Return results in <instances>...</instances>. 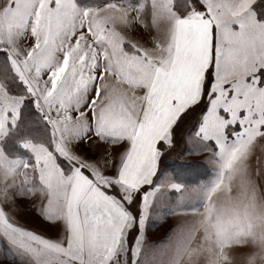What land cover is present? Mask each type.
I'll list each match as a JSON object with an SVG mask.
<instances>
[{"label":"rangeland","instance_id":"rangeland-1","mask_svg":"<svg viewBox=\"0 0 264 264\" xmlns=\"http://www.w3.org/2000/svg\"><path fill=\"white\" fill-rule=\"evenodd\" d=\"M173 2L160 0L162 7L155 15L148 10V21H170L175 16L170 8ZM204 2L209 10L215 7L210 11L220 21L235 19L242 13L241 4L246 5L245 0ZM143 3L135 6L112 0L86 6L75 0H27L24 11L14 13L13 0H0V73L3 70L7 75L9 67L16 78L13 84L0 78V231L7 229L13 240L10 245L0 237V264H132L133 252H139V264H264V132L259 128V116L245 129L241 140L229 141L219 151L196 149L182 154L187 129L180 132L175 148L165 149L154 178L156 186L146 202L152 207L150 215L146 210L142 250L140 243L133 247L135 228L129 232L121 225L125 240L119 228L84 221L83 213H76L75 202L69 207L63 199L62 185L67 181L61 178L56 164L64 159L78 163L103 183L105 176L113 175L121 166L124 177L135 181L136 173L145 166L141 160L149 158L146 147L131 154L109 147L108 155L100 160L81 140L92 113H103L126 126L125 134L133 141H137L134 128L139 136L143 134L135 126L142 116L143 93L122 101L119 96L126 97L127 93L113 84L108 90L106 83L116 80L113 67L106 68V62L120 52L125 57L130 52L135 56H117L116 65L132 68L134 77L143 78V82L149 75L155 79L153 70L160 53L147 42L151 29L137 18L136 8ZM261 65L264 47L249 46L234 61L226 79L242 81ZM25 101L31 103L27 116L45 120L49 132L24 125L21 107ZM153 123L156 132L166 130L163 120ZM22 125L24 134L17 135ZM40 132L45 141L34 137ZM95 139L91 137L89 144ZM135 153L139 162L136 170L131 166L129 171L128 163L122 162ZM173 161H202L212 169V176L199 185L185 186L167 170V162ZM64 168L70 170L67 164ZM38 173L52 186L46 211L39 203L44 199L42 193L18 194L22 180ZM54 207L65 210L54 214ZM71 221L77 228L72 229ZM71 230L75 231L74 239L67 237ZM86 237L90 243H85ZM33 238H46L47 246L43 245L39 259L31 258Z\"/></svg>","mask_w":264,"mask_h":264},{"label":"snow or ice","instance_id":"snow-or-ice-1","mask_svg":"<svg viewBox=\"0 0 264 264\" xmlns=\"http://www.w3.org/2000/svg\"><path fill=\"white\" fill-rule=\"evenodd\" d=\"M245 2L247 7L241 4L242 13L231 21H220L213 16L204 0H182L185 10L177 12L175 3H172L170 8L175 16L167 23L145 22V27L152 32L149 37L151 46L159 51L160 58L155 61L154 81L141 86L144 103L142 116L135 121V126L143 133V139L133 141L125 135L126 126L118 125L103 113H92L81 140L86 150L100 160L108 155L109 147L129 154L143 152L146 147L149 160L136 173L135 181L129 182L124 177L121 166L113 175L105 176L103 183L76 162L66 159L58 162L56 167L61 178L67 181L62 185L63 199L69 207L75 202L76 213L79 216L82 212L84 221L113 230L119 228L125 240L127 237L123 235L121 225L129 232L135 228V247L146 239V210L150 215L152 207L146 202L156 186L154 178L160 171V160L166 154L165 149L171 151L176 147L182 130L187 129L182 154L196 149L219 151L229 141L241 140L246 134L245 129L257 122L254 119L257 116L259 128L264 132V65L242 81L226 79L242 50L255 44L264 47V0ZM26 5L27 0H13L12 10L22 13ZM141 7L150 9L155 15L162 5L160 0H144ZM144 59L149 57L144 56ZM166 107L167 114L164 112ZM158 120L164 121L165 131L156 132L150 126ZM16 134L23 135L24 129ZM93 136L96 139L89 144ZM64 164L68 165L69 171H65ZM51 191L50 182L38 173L22 180L18 194L42 193L44 199L39 203L46 211V206L51 204ZM64 210L62 207L52 208L54 214ZM50 225L57 226L52 221ZM141 232L145 233L144 237ZM0 237L10 245L13 242L7 229L0 231ZM140 248L142 250V243ZM124 258L127 259V253ZM110 264L114 262L110 261ZM132 264H139V252H133Z\"/></svg>","mask_w":264,"mask_h":264},{"label":"crops","instance_id":"crops-1","mask_svg":"<svg viewBox=\"0 0 264 264\" xmlns=\"http://www.w3.org/2000/svg\"><path fill=\"white\" fill-rule=\"evenodd\" d=\"M173 1V0H172ZM174 3V2H173ZM246 3V2H245ZM135 6H137V5H135ZM247 7V3H246V5H245V8ZM215 7H213V6H210V10H214L215 11V9H214ZM137 9V11H136V14L139 16V17H137L140 21H144V22H146V21H148V19H149V17H148V14H149V12H148V10H143L142 9V7L141 6H139L138 5V7L136 8ZM176 11H177V9H176ZM178 12V11H177ZM213 15L216 17V15H215V13H213ZM146 30V29H145ZM105 31V30H104ZM132 33V32H131ZM103 34H106L105 32H103ZM138 34V33H137ZM139 35V37H141L142 35H140V34H138ZM148 35V34H147ZM143 37V39L146 41V37H144V36H142ZM149 37H150V35H148V39H147V42L149 41ZM119 38V40H121V41H126V40H128V39H120V37H118ZM118 40V42L119 43H121L120 41ZM131 40V39H130ZM122 44V43H121ZM148 45V44H147ZM148 46H150V45H148ZM146 47V46H145ZM147 48V47H146ZM117 56H118V58H123V59H125L126 57L127 58H131V59H133V57L132 56H135V54H133V53H128V55H126V57L125 56H122V54H121V52L120 53H118L117 55H115V56H111V57H109V60H107V62H106V68L110 65V66H112L113 67V69H114V71H112V73H113V75L114 76H116V80H115V82L114 83H109V81H107L106 83H108V86H107V88H108V90H109V84H110V86L113 84V85H116V86H119L120 88H121V90L123 91V92H125V93H127L126 94V97H124V96H122V94L119 96V100H129L128 98H130V99H132L135 95H137V94H139V93H137V92H140V93H143V89H142V85H146V84H148L150 81H154V79H152V77H153V75H149L148 76V78H144L145 79V81L143 82V78H141L140 80L139 79H137V78H135L134 77V75H133V70H132V68L131 69H124V68H122V67H119L118 65H116V58H117ZM113 57V58H112ZM114 59H116V60H114ZM104 61H105V59H104ZM114 61V62H113ZM101 67H103V66H101ZM100 67V68H101ZM106 68L105 67H103V69H105V71H106ZM106 74H107V71H106ZM127 74H128V76H127ZM112 74L111 75H109V76H113ZM106 77H107V75H106ZM111 78V77H110ZM133 78V79H132ZM147 79V80H146ZM118 80H120L121 82H119ZM105 81V80H104ZM112 82V81H111ZM133 82H136L135 84L133 83ZM99 84V83H98ZM105 89V88H104ZM100 92H101V90H100ZM105 91H103V93H104ZM131 93V94H130ZM141 97H143V95L141 96ZM168 110V109H167ZM124 112V111H123ZM122 113V112H121ZM165 114H167V112H165ZM153 129H154V123L152 122V124L150 125ZM136 134V137H137V141L138 140H141V139H143V134L142 135H140L139 136V134L138 133H135ZM126 135V134H125ZM127 136V135H126ZM125 142H128L127 140H125ZM130 158L129 159H131V160H129V159H127L125 162H122L123 164H126L127 165V163H128V167H127V169L130 171V169H129V167H131V166H134V168H135V170H136V167H137V165L136 164H138V162H139V156L137 157V154L135 153V154H133V155H131V156H129ZM148 160H149V158L148 157H146L145 159H142L141 161H142V164H143V162H144V164L146 165L147 164V162H148ZM125 165V166H126ZM124 166V167H125ZM74 223V224H73ZM71 226H72V229L73 228H77L76 226H75V222L74 221H71ZM78 229H79V227H78ZM74 230H71V236L69 235V236H67L68 237V239H69V237L71 238H75V236H74ZM24 239V238H23ZM25 240H27V239H24V242H25ZM31 240V242L33 243V247H35L34 248V254H33V257H31V258H33V259H39L40 258V254H41V249H42V247H43V245H46L47 246V242H46V238H43V239H40V238H37V241L35 240V238H33V239H30ZM86 242L85 243H90L91 241H90V239L88 238V237H86L85 239H84ZM80 240H77V242H79ZM68 242H69V240H68ZM51 244V243H50ZM51 250V249H50ZM39 252V253H38ZM49 253H51L50 251H49ZM52 253H54V252H52ZM18 259H19V257H18Z\"/></svg>","mask_w":264,"mask_h":264},{"label":"trees","instance_id":"trees-1","mask_svg":"<svg viewBox=\"0 0 264 264\" xmlns=\"http://www.w3.org/2000/svg\"><path fill=\"white\" fill-rule=\"evenodd\" d=\"M107 1H112V0H75L76 3L80 4V5H96V4H100L103 2H107ZM121 1V0H120ZM131 4H139L142 0H122ZM174 3L176 5V8L180 11L183 12L185 9L182 7V0H174ZM3 54L1 53V56ZM3 70L0 78H5L6 80H11L13 84V82L16 83V78L15 75L13 74V72L10 70V68L8 67V73L7 75L5 74V76L3 75ZM15 79V80H14ZM30 101H25L21 107V117L23 118V123L26 126H30L28 127V129L30 128H40L41 132L46 133L48 131V125L46 122H44L45 120H41L40 117L38 118H34L32 115H28L27 116V112L30 111L29 109H31L29 107ZM26 110V112H25ZM28 117V119H27ZM22 128L25 130L26 128L22 125ZM41 132L37 135L34 136L38 141H45L46 139H44L43 135L41 134ZM49 132V131H48ZM17 147V144H16ZM18 148V147H17ZM9 151H11L9 149ZM167 166V170L170 171V173L173 175V177L179 182L184 184L185 186H189V185H199L203 182H206L209 180V178L212 176V169L209 167V165H207V163L205 164L202 161H192V162H183V161H173V162H167L166 164ZM165 168V167H164Z\"/></svg>","mask_w":264,"mask_h":264}]
</instances>
